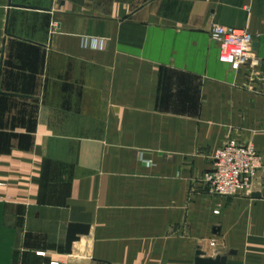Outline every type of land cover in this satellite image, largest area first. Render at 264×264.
I'll list each match as a JSON object with an SVG mask.
<instances>
[{"label":"crops","instance_id":"1","mask_svg":"<svg viewBox=\"0 0 264 264\" xmlns=\"http://www.w3.org/2000/svg\"><path fill=\"white\" fill-rule=\"evenodd\" d=\"M230 138L264 159V0H0V264H264V166L203 181Z\"/></svg>","mask_w":264,"mask_h":264},{"label":"built area","instance_id":"2","mask_svg":"<svg viewBox=\"0 0 264 264\" xmlns=\"http://www.w3.org/2000/svg\"><path fill=\"white\" fill-rule=\"evenodd\" d=\"M210 34L219 46V61L222 64L235 69L253 65L255 39L251 33L215 25ZM263 166V156L253 146L229 139L213 153L212 167L204 174L203 181L213 196L229 198L246 195ZM211 246L216 248V242H211Z\"/></svg>","mask_w":264,"mask_h":264},{"label":"water","instance_id":"3","mask_svg":"<svg viewBox=\"0 0 264 264\" xmlns=\"http://www.w3.org/2000/svg\"><path fill=\"white\" fill-rule=\"evenodd\" d=\"M254 46H257V44H255ZM88 230L89 228L84 226H76V225L71 226L69 231V238H68L69 244H71L76 240L77 232H84ZM234 255H236V252L231 251L229 252V254L219 255L216 256L215 258H212V257H207L206 254L201 249H198L196 253L195 264H227L228 258Z\"/></svg>","mask_w":264,"mask_h":264},{"label":"rangeland","instance_id":"4","mask_svg":"<svg viewBox=\"0 0 264 264\" xmlns=\"http://www.w3.org/2000/svg\"><path fill=\"white\" fill-rule=\"evenodd\" d=\"M253 61H254V59H253ZM252 66H253V65H252ZM230 139H232V138H230ZM228 140H229V139H228ZM234 140H235V139H234ZM236 141H237V140H236ZM237 142H238V141H237ZM251 146H253V145H251ZM253 147H254V146H253ZM254 148H255V147H254ZM255 149H256V148H255ZM210 246H211V243H210ZM211 249H212L213 251H216L215 254H219V253L221 254V253H223V252L225 251V248H223V247H219V246L216 247V248H215V247L213 248V247L211 246ZM201 250H202V249H201ZM203 250H204V249H203ZM203 250H202V251H203ZM203 252H204V251H203ZM215 254L212 253V256H214ZM218 256H219V255H218ZM215 257H216V256H215Z\"/></svg>","mask_w":264,"mask_h":264}]
</instances>
